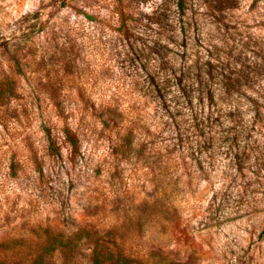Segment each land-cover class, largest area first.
I'll return each mask as SVG.
<instances>
[{
    "label": "rangeland",
    "instance_id": "1",
    "mask_svg": "<svg viewBox=\"0 0 264 264\" xmlns=\"http://www.w3.org/2000/svg\"><path fill=\"white\" fill-rule=\"evenodd\" d=\"M95 253L264 264V0H0V264Z\"/></svg>",
    "mask_w": 264,
    "mask_h": 264
},
{
    "label": "trees",
    "instance_id": "2",
    "mask_svg": "<svg viewBox=\"0 0 264 264\" xmlns=\"http://www.w3.org/2000/svg\"><path fill=\"white\" fill-rule=\"evenodd\" d=\"M152 80L154 81L155 79L152 78ZM158 92H159V94L161 96H163V93H162V91L160 89L158 90ZM100 261H101L100 255L95 253L94 256H93V264H100Z\"/></svg>",
    "mask_w": 264,
    "mask_h": 264
}]
</instances>
